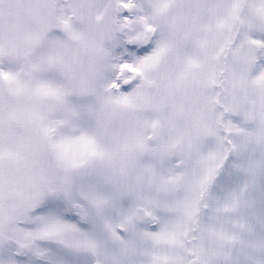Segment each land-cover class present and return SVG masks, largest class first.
Segmentation results:
<instances>
[{
  "label": "snow or ice",
  "instance_id": "obj_1",
  "mask_svg": "<svg viewBox=\"0 0 264 264\" xmlns=\"http://www.w3.org/2000/svg\"><path fill=\"white\" fill-rule=\"evenodd\" d=\"M0 264H264V0H0Z\"/></svg>",
  "mask_w": 264,
  "mask_h": 264
}]
</instances>
